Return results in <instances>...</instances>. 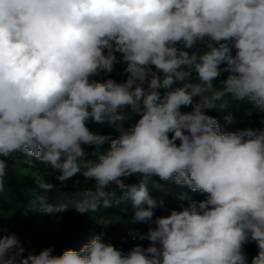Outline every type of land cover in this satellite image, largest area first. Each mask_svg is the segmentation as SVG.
<instances>
[{
  "label": "clouds",
  "instance_id": "9594fccd",
  "mask_svg": "<svg viewBox=\"0 0 264 264\" xmlns=\"http://www.w3.org/2000/svg\"><path fill=\"white\" fill-rule=\"evenodd\" d=\"M118 62L126 80L93 79ZM226 97L264 111V0H0V191L5 158L24 152L62 184L80 174L100 190L90 204L38 197L40 211L94 212L119 190L132 224L148 225L133 238L150 242L125 253L96 235L79 250L25 255L9 233L0 264H248L249 242L251 264H264V130L222 131L206 112L228 109ZM125 108L139 117L126 130ZM90 120L121 134H95ZM161 182L206 198L155 216L163 201L149 187Z\"/></svg>",
  "mask_w": 264,
  "mask_h": 264
},
{
  "label": "rangeland",
  "instance_id": "374dc122",
  "mask_svg": "<svg viewBox=\"0 0 264 264\" xmlns=\"http://www.w3.org/2000/svg\"><path fill=\"white\" fill-rule=\"evenodd\" d=\"M184 111H191V107L183 108ZM126 119L130 123L135 122L139 117L127 115ZM85 147L86 151L91 152L90 148ZM110 145L108 142L100 146V151H107ZM26 156L23 158V156ZM7 161L15 163L13 166L11 178L8 175L4 177L3 191H0V198L6 204V208L0 207V236L5 235L9 229H14L19 233V239L24 245L25 255L30 251L38 253L43 248L51 247L54 254H59L65 248L67 242L74 244L72 248L79 250L82 246L90 243L91 239L98 235L101 231H107L109 234L115 227L121 226L123 221L120 216H115L108 219L93 220L90 227H82L78 224L82 214L75 209L69 208L66 211L48 213L37 217L34 221V233L31 232L26 217L28 209H34L39 206L38 197H44L52 205L61 203L82 202L87 203L89 196L100 191L95 186L94 181H87L84 184L74 183L71 180L61 183L54 179V171L51 167L44 163L37 166L33 162V157L26 155L24 152L14 154L10 158H5ZM136 177H129L125 183H135ZM39 184H48L52 186V190L44 191ZM114 186H111L105 191L110 192ZM120 191H116L119 195ZM21 197V198H20ZM25 201L26 203H22ZM87 215V213H85ZM105 220L112 224L105 227L101 223ZM89 229L93 230L94 235H85ZM90 231V230H89ZM83 236V237H82ZM132 249L131 245L124 248L127 253ZM246 255V254H245ZM247 257V256H246Z\"/></svg>",
  "mask_w": 264,
  "mask_h": 264
},
{
  "label": "trees",
  "instance_id": "16d2710c",
  "mask_svg": "<svg viewBox=\"0 0 264 264\" xmlns=\"http://www.w3.org/2000/svg\"><path fill=\"white\" fill-rule=\"evenodd\" d=\"M117 58H119V54H117ZM126 67L127 64L125 62H118L114 65L113 70L111 72L100 70L98 74L95 77H93V79H95L98 82H104L108 79H113L116 80L117 82H122L126 80L128 76V73H126L125 71ZM228 74L229 73L227 72L222 73L219 79L220 80L225 79ZM214 83L217 88L220 87L219 81H216ZM226 99H228L229 101L228 109L223 111L218 109H212V110H207L206 112L207 115L215 118L219 122L222 131L237 132L240 130L251 129L253 131L259 132L261 130H264V111L257 109L251 102L248 101H235L231 97H226ZM124 111L127 113V115L137 116L135 113L131 111L130 108H125ZM181 111H184L183 107ZM229 113H232L234 117L232 123H226L225 121V116H227ZM133 123H130L129 121L125 120L123 123V128L126 130ZM87 127L90 129V131H92L95 134L108 136L113 139L117 138L121 134L119 131H117V129L114 126L109 125L107 121L103 123H97L90 120L87 124ZM84 146L90 148L91 151L95 150L94 147L87 145ZM20 153L22 154V152ZM25 157L26 156H23V158ZM6 162L8 165L6 169V175L12 178L13 177L12 171L15 163H12L11 160L10 161L6 160ZM33 162L37 166L43 164L41 161L35 158L33 159ZM58 175H59L58 172H54L55 180H57L56 177ZM71 181L78 184H84L85 182L91 180H86L82 175L77 174L72 178ZM149 194L153 199L157 201H161V200L163 201V206L155 209V216H167L170 213V210L172 209L180 210V206L182 204L184 206H187L190 200L200 201L206 198V194L200 192H193L189 188H187V186H180L173 182L164 183L163 190L150 186ZM183 196H187L188 199H182ZM97 199H100V191L95 190V192L89 196V199L86 204H90ZM109 199L111 200V205H112L111 207L109 208L103 207V202L101 200V206L97 208L96 211L87 213V215H85V213L82 214L81 217L79 218L78 224H81L82 227H90L92 225L93 220L97 221L99 219H108L115 216H120L121 220L123 221V224L121 226L115 227L113 230L109 231L110 232L109 234H107L108 230L107 231L104 230L98 233V235L102 236L104 242L111 243L112 245L122 250L123 252H124V248H126L128 244L131 245L132 248L137 244L145 248L148 247L150 242L147 239L139 240L133 238L134 234L146 233L148 229V225L140 224V223L132 224L131 202L121 200L120 194L115 195L114 197L110 196ZM22 203H26V202L22 201ZM0 207L6 208V204L1 198H0ZM43 214L46 213L40 211L39 206H37L34 209H28L26 222L31 232L33 233L35 232L33 226L35 219ZM89 230L83 236L94 235L93 230L92 229ZM9 233H15L19 237V233L12 228L9 229L5 233V235ZM65 245L66 246L63 250L65 249L74 250V248H72L74 246L73 243L67 242V244ZM243 252L247 256L248 264H251L252 258L256 256L258 253L257 244L255 242H249L244 244Z\"/></svg>",
  "mask_w": 264,
  "mask_h": 264
}]
</instances>
